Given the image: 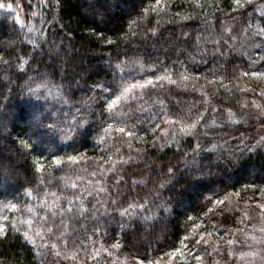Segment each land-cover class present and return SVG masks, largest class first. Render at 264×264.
Wrapping results in <instances>:
<instances>
[{
	"label": "trees",
	"instance_id": "obj_1",
	"mask_svg": "<svg viewBox=\"0 0 264 264\" xmlns=\"http://www.w3.org/2000/svg\"><path fill=\"white\" fill-rule=\"evenodd\" d=\"M262 1L233 12L232 0H60L59 8L44 0L36 27L29 26L26 0H18L23 27L0 14V157L15 165L0 173V264L148 263L181 242L191 261L199 255L211 264L225 255L196 245L192 232L233 234L241 227L230 211L239 203L235 195L264 187V119L250 117L249 108L264 101V75L252 74L264 73ZM98 9L102 15H94ZM234 17L249 26L238 43L227 36ZM23 60L32 63L19 66ZM122 62L158 68L169 79L138 91L117 109L127 115L113 118L105 99L116 93L115 65ZM41 83L47 87L38 99L28 88ZM47 89L60 92L62 103ZM197 113L205 122L195 133L182 130ZM165 124L179 128L167 134ZM117 127L143 140L133 143ZM20 140L33 147L21 148ZM141 203L146 210L129 209L130 216L117 211ZM12 204L17 208L6 207Z\"/></svg>",
	"mask_w": 264,
	"mask_h": 264
},
{
	"label": "rangeland",
	"instance_id": "obj_2",
	"mask_svg": "<svg viewBox=\"0 0 264 264\" xmlns=\"http://www.w3.org/2000/svg\"><path fill=\"white\" fill-rule=\"evenodd\" d=\"M44 1V0H42ZM41 0H26V7L30 9V19H29V26L36 27V25L39 24V21L41 19L40 13L37 10L38 8H42L43 2ZM249 0H241L242 3H246ZM6 2H10L14 4V8L10 10H4L0 9V14H5L12 16L14 19L16 16L21 12L20 7H16V5L19 4L18 0H6ZM264 4V1H262ZM35 13V15H33ZM25 14L22 13V16ZM27 18V17H26ZM236 17H234L230 23H228L227 27V36L232 39L234 42L238 43L241 42L240 37H243L247 33V29L249 26L245 23H243L241 20H235ZM16 20V19H15ZM25 20V19H23ZM20 19L18 21L21 24ZM24 25V22H23ZM230 29V31H229ZM119 75H121V79L119 80L116 88V93L119 94V90L125 86L128 83H143L145 80L152 79L153 83H156L160 80H156V76H167L166 71L163 72L162 70H159L155 67H144L141 64H133V63H118L115 65ZM169 77V76H167ZM262 87H264V84H262ZM137 92L140 91L139 89L136 90ZM47 93H50V90L47 89ZM53 102L56 105H59L62 103V94L60 92L58 93H52L50 94ZM110 99V98H109ZM259 104L261 107L257 108L256 105ZM54 107V105L52 106ZM252 109V115L250 117L252 118H263L264 119V101L263 100H256L252 107H249ZM54 109V108H53ZM233 116H235V112H232ZM251 112L242 111L241 114L243 116L249 115ZM72 124V123H71ZM112 124V123H110ZM66 130H68L70 127V124L63 125ZM119 127H117L118 129ZM171 128H173L174 132H176V129L179 128L178 126L169 127L168 125H163L161 128V132L169 134L171 131ZM170 130V131H169ZM180 130V129H179ZM72 135L73 134V128L68 131V133H65V135ZM260 139L264 140V131L259 134ZM131 142H141L143 140V136H137L136 138L131 137ZM264 191V187L260 188L258 192H251L246 195H235L238 198L239 203H241V206L239 203L235 202V205H233L232 210L235 211V214L238 213V220L241 224V227L234 230L235 232L231 235L224 236V239H235L238 241L235 245L232 246H226L224 244V240L219 239L214 231H210L208 229H202L198 233H206L211 232L213 235L210 237L211 240L217 241L219 244L218 252L225 251V255L223 257H219L218 255H214L213 262L211 261V264H264V208H261L260 205L264 204V197L260 195V193ZM236 200V198H235ZM231 205L233 204V198H231ZM231 208V207H230ZM247 213V215H245ZM220 246H222L220 248ZM227 247H231L232 252L229 254L226 251ZM209 249L212 251V247L209 245ZM182 251H184L185 256L188 257L189 264H196V261L189 258V255L187 252L182 248ZM255 253V255H253ZM97 254L94 252V255ZM219 258V259H218ZM170 259L169 255H166L165 257L161 258L160 260H157L156 262H148L143 264H168V260ZM122 264H126L123 262ZM140 264V262H138ZM173 264H183L182 259L177 256L173 259ZM203 264H209L206 262H203Z\"/></svg>",
	"mask_w": 264,
	"mask_h": 264
},
{
	"label": "snow or ice",
	"instance_id": "obj_3",
	"mask_svg": "<svg viewBox=\"0 0 264 264\" xmlns=\"http://www.w3.org/2000/svg\"><path fill=\"white\" fill-rule=\"evenodd\" d=\"M53 3L54 5L59 8L61 7V3H60V0H53ZM232 3L236 6L235 8H233V12H236V11H239L240 9L242 8H245L246 7V4L245 3H242L241 0H232ZM157 4L160 5L161 4V0H157ZM201 7L203 5H200ZM16 7H19V5H16ZM164 7H167V5H164ZM14 8V4L13 3H10V2H6V0H0V9H4V10H10V9H13ZM156 9H153V11H155ZM51 11V9H50ZM6 14V13H5ZM33 15H35V13H33ZM94 15H102V11L101 10H96V12L94 13ZM17 21H20V17L19 15L16 16L15 18ZM47 23H51V21H45ZM21 26L23 27V22L21 21ZM31 30V29H30ZM230 31V29H229ZM91 35H101V38L103 39L102 37V34H97L94 30L91 31L90 33ZM261 34H264V29L261 30ZM31 43L33 45L36 44V41L33 40L31 41ZM105 43H111V41H107L105 40ZM37 47H39V45H37ZM25 56L28 55L27 52L24 53ZM33 56H34V53H33ZM19 54H18V59H19ZM32 63V60H23L21 65L19 66H23V64H31ZM253 75H256V76H259V75H264V73H252ZM243 75L247 76L248 73H243ZM156 80H167L169 79V77L167 76H164V77H161V76H156L155 77ZM184 79H187V77H184ZM223 79V78H221ZM172 83H175V81H171ZM153 83L152 79H148V80H145L143 83H139V82H136V83H128L126 84L125 86H123L120 90H119V94H115V93H110L111 95V98L110 99H105V104H106V111L107 113H111V114H114L113 118H115L116 115H119V116H124V115H127L125 113H122V112H117V109H120L122 106H125L127 104V102L129 100H131L132 98H134L138 93H137V89L139 90H143L147 85H151ZM47 85L46 84H37L36 88L33 89L31 87L28 88V92L33 95V96H36L38 99L40 98V94L38 92V89L40 88H46ZM98 87H103L102 85H98ZM50 94V93H49ZM261 96L264 97V91L261 92ZM257 108H260L261 106L259 104L256 105ZM206 111V110H205ZM231 118V117H230ZM33 122L36 124V126L38 127L41 123V117L40 116H34L33 117ZM202 122H205V117L203 115H200L199 113L196 114V117H195V120L191 123V124H188L186 126H184V128L182 130H186V131H192L193 133H195V131L197 130L198 128V125L201 124ZM213 123L215 121H212ZM112 125L109 124L108 125V128H111ZM135 127V126H133ZM105 131H107V129H105ZM118 132L120 133H126V135L128 137H133V138H136V133L135 131H132V130H126L125 127H119L117 129ZM31 138V137H30ZM19 144H20V147L23 148V149H31L33 147L32 144L24 141V140H20L19 141ZM129 147H131V145H129ZM197 147H199V145H197ZM117 151H119V149H117ZM139 151V150H137ZM55 159V164L57 166L59 165H62L64 163V161H62L60 158H54ZM75 157H69L68 160L69 161H75ZM129 159H131V157H129ZM116 162L115 161H112V164H115ZM15 165L13 164V162L11 161H5L2 157H0V173L2 174H9L8 173V169H12L14 168ZM36 167V170L38 172H44L45 170V167H44V164H41V163H36L35 165ZM108 171H112V172H115V169L113 167H109V169H107ZM168 172L169 173H172L173 172V169L172 168H168ZM96 173L93 172V175H95ZM71 187L73 188H76L77 185L75 183L71 184ZM161 187H163V185H161ZM32 193V189H28L27 190V194L28 195H31ZM91 195V193H90ZM236 195H239V193H237ZM260 195L262 197H264V191H262L260 193ZM75 199H78V197H73V198H69L68 200V206H67V210L68 211H71L72 210V207H73V203H74V200ZM228 198L226 197V200ZM230 202V201H229ZM218 204H224L225 201L221 200V201H217ZM81 206H83V202L81 201ZM6 207H11V208H14L16 209L17 206L15 204H12V205H7ZM261 208H264V204H261L260 205ZM129 209H145L146 210V206L145 204L141 203V204H129L128 205V208H123V209H117V211L119 212V214L121 216H130V212H129ZM18 210V209H17ZM29 211L31 212L32 210L29 209ZM61 212L65 211L64 208H61L60 209ZM137 215H139V213H136ZM245 215H247V213H245ZM9 218L8 217H4V220H8ZM43 220H47L48 217L47 215H45L44 217H42ZM25 223H27L29 226L32 225L33 221L32 220H28V221H25ZM5 228H6V225H0V234H4L5 232ZM17 231H19V229H16ZM100 229H97L96 231H99ZM48 231L51 232L52 231V228H48ZM225 235H229L228 233V230L225 229ZM262 231H264V229H262ZM63 236V233L61 234ZM212 233L211 232H206V233H198L195 231V226L193 228V232H192V239L194 240V243L196 245H201V246H211L212 247V251L213 252H217L218 249H219V244L217 241H214V240H211L210 237H212ZM217 237L219 239H222L224 240V244L226 246H232V245H235L236 243H238L237 240L235 239H232V238H229V239H224V236H221L219 233L216 234ZM23 236L26 240H28L29 242H31L32 244H35V238L30 236L28 234V232H24L23 233ZM198 237V239H197ZM185 239H189L188 237H186ZM63 244L65 246H67L68 244V241L67 240H64L63 241ZM182 244V248L183 249H187V245L184 244L183 242H181ZM113 248H118L120 247V244L119 243H116V244H113L112 245ZM182 248H175L170 254H168L170 256V259L168 260V264H173V259L177 256H179L182 261H183V264H189V260H188V257L185 256L184 254V251H182ZM95 250V249H93ZM104 251H107V249H105ZM226 251L231 254L232 252V249L231 247H227L226 248ZM190 254V252H189ZM78 253H73L71 259H76ZM99 255V253L97 252V256ZM253 255H255V253H253ZM89 258L91 259H95V257H91V255H89ZM193 259L196 261V264H203V259L201 256L197 255L195 257H193ZM140 264H143V262L141 261Z\"/></svg>",
	"mask_w": 264,
	"mask_h": 264
}]
</instances>
